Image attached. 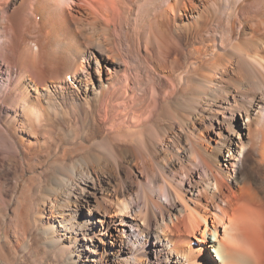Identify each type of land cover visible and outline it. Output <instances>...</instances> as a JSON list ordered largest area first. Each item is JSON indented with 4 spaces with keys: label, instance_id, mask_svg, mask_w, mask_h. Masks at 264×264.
Returning a JSON list of instances; mask_svg holds the SVG:
<instances>
[{
    "label": "bare ground",
    "instance_id": "bare-ground-1",
    "mask_svg": "<svg viewBox=\"0 0 264 264\" xmlns=\"http://www.w3.org/2000/svg\"><path fill=\"white\" fill-rule=\"evenodd\" d=\"M0 264H264V0H0Z\"/></svg>",
    "mask_w": 264,
    "mask_h": 264
},
{
    "label": "rangeland",
    "instance_id": "rangeland-1",
    "mask_svg": "<svg viewBox=\"0 0 264 264\" xmlns=\"http://www.w3.org/2000/svg\"><path fill=\"white\" fill-rule=\"evenodd\" d=\"M212 239H214V237Z\"/></svg>",
    "mask_w": 264,
    "mask_h": 264
}]
</instances>
